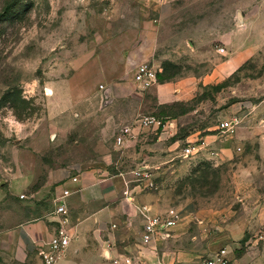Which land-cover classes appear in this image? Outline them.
<instances>
[{
  "label": "rangeland",
  "instance_id": "374dc122",
  "mask_svg": "<svg viewBox=\"0 0 264 264\" xmlns=\"http://www.w3.org/2000/svg\"><path fill=\"white\" fill-rule=\"evenodd\" d=\"M150 3L140 24L130 0H0V235L27 221L48 224L51 204L43 196L59 189L69 165L129 179L141 166L156 182L151 191L159 189L178 211L177 223L183 203L203 208L220 193L208 204L225 210L219 219L229 223L244 214L250 223L224 245L229 264H264V163H255L256 141L236 137L244 125L250 135H264V0ZM129 29L136 35L132 48L148 36L144 63L157 69L155 81L146 89L132 83L128 92L101 82L94 91L81 87L88 97L80 99L78 66ZM140 117L161 125L115 145L118 130ZM234 118L240 123L231 134L219 131L221 121ZM203 141L207 148L199 150ZM188 146L193 151L184 156ZM47 175L45 191L34 196ZM236 189L255 197H234ZM191 224L179 243L204 250L195 256L200 264L217 247L205 243L213 233L208 226ZM20 250L3 252L0 264H41L37 246ZM140 255L151 256L139 248L132 261Z\"/></svg>",
  "mask_w": 264,
  "mask_h": 264
},
{
  "label": "crops",
  "instance_id": "0c3cea01",
  "mask_svg": "<svg viewBox=\"0 0 264 264\" xmlns=\"http://www.w3.org/2000/svg\"><path fill=\"white\" fill-rule=\"evenodd\" d=\"M130 1H134L138 8V22L140 24L146 22V14L149 13V8L152 7L150 1L154 0ZM165 1L154 2L163 4ZM115 3L118 4V1H115ZM135 36V31L133 32L130 29L113 35V37L111 36L105 49L78 66L75 86L80 99L87 96L85 94L86 91H80L81 87L94 91L95 86L102 83L105 86L110 84L112 92L113 88L122 92L129 91L132 83H134L131 72L134 73L137 64L147 62L152 48L147 43V35L144 40L140 38L141 42L138 46L132 48L136 42ZM237 116H241L242 125L246 124L248 120L245 118L246 116L242 115V113L237 114ZM262 118H264V115ZM255 120L258 121V118ZM248 128L245 125L239 127L236 137L240 135L239 133H242L249 138V141H256L258 158L255 163L258 162L261 165L264 163V135H257L256 137L250 135V132L247 131ZM252 130L256 132L258 128L253 127ZM203 142L206 145L209 143V141ZM223 154L226 155L227 153L224 151ZM245 162L241 166H247L248 163ZM249 163H251L250 160ZM180 166L183 167L184 165ZM60 176L61 178H58V180L62 181V184L57 185H62L68 189H73L77 186L79 191L73 193L66 201L69 224L75 230L77 237L70 242L64 258L58 264H124L125 258H132L135 250L141 248L138 238L142 228L141 219L137 214V207L146 206L151 214L169 209L164 201L161 200L159 189L154 192L141 191L131 183L128 185L127 195L123 196L124 182L119 175L102 172V175L99 174L97 176L91 172L82 171L79 183L73 185L66 181L63 169H61ZM46 178L45 186L33 193L34 196L43 194L46 185L49 184V176L47 175ZM57 188L53 187L46 191L43 198H46L48 203H50L53 193L57 192ZM218 194L220 193L217 192L215 197L212 198V203H208L209 205L216 204L214 199L217 200ZM233 196L239 199L246 196L254 198L255 193L249 190L240 193L237 190ZM50 204L51 209L47 213L48 224L45 225L41 221H27L20 223L12 232L1 233L0 255L3 252L21 251L20 248L26 251L32 245L38 248L45 241L47 242L46 239L50 238L54 233L56 225L54 217L50 215L53 209L52 203ZM208 204L203 206V208H198L194 200L183 203L181 209H179L181 211L180 221L174 227L172 237L157 244L155 256L142 257L140 255V260H134L132 264H197L196 257H199L197 253L202 254L204 250L198 252L186 249L179 243V240L187 234V225L192 227L193 224L191 223L196 222L208 226L207 233H213L208 236L205 243L211 247H217L216 249L218 250L219 248L224 249L225 244L236 239V231L244 230L250 224L247 215L245 216L244 214L226 223V221L219 219L221 213L225 210H222L221 207H210ZM134 219H136V222H134ZM110 225H113V227H110ZM216 231L222 232L216 234ZM188 234L190 233L188 232ZM3 245H5L4 248ZM141 249L147 252V249ZM228 259L230 260L229 254Z\"/></svg>",
  "mask_w": 264,
  "mask_h": 264
},
{
  "label": "built area",
  "instance_id": "2783aa9c",
  "mask_svg": "<svg viewBox=\"0 0 264 264\" xmlns=\"http://www.w3.org/2000/svg\"><path fill=\"white\" fill-rule=\"evenodd\" d=\"M155 2H162L163 0H154ZM218 53H223V48L216 49ZM157 69L154 66H150L147 63H139L136 65L132 80L135 84L146 89L152 85L155 81ZM98 88H102L99 84ZM239 120L232 119L230 121H221L218 125L219 131L222 133L231 134L239 124ZM161 125L160 120L154 117L136 118L130 124L125 125L122 129L118 130L114 142L115 145L123 146L126 142L132 140L136 136L137 130L158 128ZM164 127V126H163ZM207 145L204 142H200L198 149H205ZM193 149L186 147L184 149V156L191 154ZM211 155H215V151H210ZM66 181L73 184H77L80 181L81 168L77 164H72L63 169ZM134 178H127L121 173L118 174L123 178L122 195L126 196L128 192V185L132 184L141 191H151L155 187V180L152 178V174L148 172L146 167H138L131 171ZM79 191V187L75 186L73 189H68L64 186L59 185L57 192H54L50 203H52L53 209L50 215L54 217L55 227L54 233L47 239L46 243L41 244L37 248V256L40 258L41 264H55L59 259L64 258L66 250L71 241L77 236L75 230L69 224L68 219V205L66 203L73 193ZM20 198L23 195H19ZM149 208L146 206L137 207V214L141 219V234L138 238V242L143 249H147V252L152 256H155L157 244L166 241L172 237L173 229L175 224L179 220L178 211L173 208H167L165 211L160 213L151 214ZM113 227V225H110ZM262 239L258 237L257 240ZM124 264H132V258L128 257L124 259ZM200 264H229L228 254L225 249L219 248L208 258L203 260Z\"/></svg>",
  "mask_w": 264,
  "mask_h": 264
},
{
  "label": "trees",
  "instance_id": "16d2710c",
  "mask_svg": "<svg viewBox=\"0 0 264 264\" xmlns=\"http://www.w3.org/2000/svg\"><path fill=\"white\" fill-rule=\"evenodd\" d=\"M157 75H158V72L156 73V76H157ZM156 76H155V77H156Z\"/></svg>",
  "mask_w": 264,
  "mask_h": 264
},
{
  "label": "water",
  "instance_id": "95a60500",
  "mask_svg": "<svg viewBox=\"0 0 264 264\" xmlns=\"http://www.w3.org/2000/svg\"><path fill=\"white\" fill-rule=\"evenodd\" d=\"M239 18H240V14H238Z\"/></svg>",
  "mask_w": 264,
  "mask_h": 264
}]
</instances>
